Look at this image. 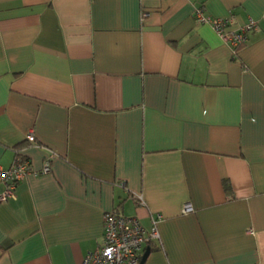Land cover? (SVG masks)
Masks as SVG:
<instances>
[{
    "label": "crops",
    "instance_id": "0c3cea01",
    "mask_svg": "<svg viewBox=\"0 0 264 264\" xmlns=\"http://www.w3.org/2000/svg\"><path fill=\"white\" fill-rule=\"evenodd\" d=\"M196 6L258 29L233 56ZM16 160L32 172L0 204V264H81L112 211L162 215L144 264H264V0H0Z\"/></svg>",
    "mask_w": 264,
    "mask_h": 264
},
{
    "label": "built area",
    "instance_id": "2783aa9c",
    "mask_svg": "<svg viewBox=\"0 0 264 264\" xmlns=\"http://www.w3.org/2000/svg\"><path fill=\"white\" fill-rule=\"evenodd\" d=\"M194 16L197 22L208 24L214 29L217 35L232 48L233 56H237L239 49L248 43L250 35L258 29V22L253 18L234 27L232 15L227 18H214L207 15L202 6L195 7ZM27 140L32 143L36 141L32 132L27 135ZM53 158L54 154H50L40 173L51 171ZM31 172L28 160H16L7 169L0 166V183L4 186L0 193V204L16 197L18 183ZM133 199L139 205H146L142 195L134 194ZM193 211L192 203H186L182 210L183 213ZM162 218L159 213L152 216L151 227L147 230L137 216H125L118 211L105 214L103 241L98 247L85 254L81 264H140L145 243L160 240L159 223Z\"/></svg>",
    "mask_w": 264,
    "mask_h": 264
},
{
    "label": "water",
    "instance_id": "95a60500",
    "mask_svg": "<svg viewBox=\"0 0 264 264\" xmlns=\"http://www.w3.org/2000/svg\"><path fill=\"white\" fill-rule=\"evenodd\" d=\"M149 252H150V249L147 248L146 251L144 252L143 256H142V259H141L140 264H144V262H145L147 256L149 255Z\"/></svg>",
    "mask_w": 264,
    "mask_h": 264
},
{
    "label": "trees",
    "instance_id": "16d2710c",
    "mask_svg": "<svg viewBox=\"0 0 264 264\" xmlns=\"http://www.w3.org/2000/svg\"><path fill=\"white\" fill-rule=\"evenodd\" d=\"M227 186V188L229 187L228 185H226Z\"/></svg>",
    "mask_w": 264,
    "mask_h": 264
}]
</instances>
